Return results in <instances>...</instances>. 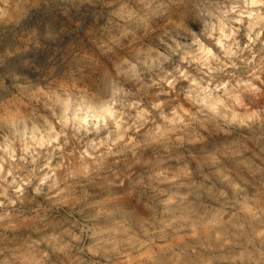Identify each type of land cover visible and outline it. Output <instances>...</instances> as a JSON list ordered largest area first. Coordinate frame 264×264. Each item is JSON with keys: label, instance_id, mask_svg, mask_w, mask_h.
Returning a JSON list of instances; mask_svg holds the SVG:
<instances>
[{"label": "clouds", "instance_id": "1", "mask_svg": "<svg viewBox=\"0 0 264 264\" xmlns=\"http://www.w3.org/2000/svg\"><path fill=\"white\" fill-rule=\"evenodd\" d=\"M0 264H264V0H0Z\"/></svg>", "mask_w": 264, "mask_h": 264}]
</instances>
